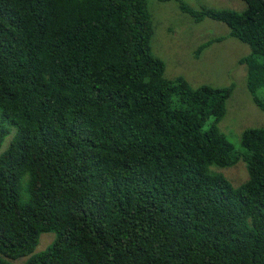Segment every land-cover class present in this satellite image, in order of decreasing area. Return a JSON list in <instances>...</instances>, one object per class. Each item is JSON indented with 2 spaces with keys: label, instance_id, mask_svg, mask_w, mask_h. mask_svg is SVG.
<instances>
[{
  "label": "trees",
  "instance_id": "trees-1",
  "mask_svg": "<svg viewBox=\"0 0 264 264\" xmlns=\"http://www.w3.org/2000/svg\"><path fill=\"white\" fill-rule=\"evenodd\" d=\"M149 1L0 0V264H264V127L236 150L219 127L233 87L165 77ZM158 1L250 46L264 110V0Z\"/></svg>",
  "mask_w": 264,
  "mask_h": 264
},
{
  "label": "rangeland",
  "instance_id": "rangeland-1",
  "mask_svg": "<svg viewBox=\"0 0 264 264\" xmlns=\"http://www.w3.org/2000/svg\"><path fill=\"white\" fill-rule=\"evenodd\" d=\"M182 2L198 10L203 7L242 12L247 7L243 0ZM149 7L154 31L152 53L164 61L167 79L184 77L193 88L203 85L233 87V95L227 102L226 117L219 127L236 150H240L241 136L246 129L264 127V110L255 103L248 90L247 67L241 63L251 53L250 46L232 38L224 23L209 19L196 23L192 17L180 11L176 2L150 0ZM216 38L224 39L206 49L200 57L195 56V51L201 44ZM258 94L264 102V90H259ZM14 134L15 129L12 128L3 143L2 152L8 148ZM234 167L226 169L224 175L234 186H238L248 179V172L242 161ZM54 239L55 235L52 233L43 234L34 254L46 250ZM25 261L26 258L14 263L23 264Z\"/></svg>",
  "mask_w": 264,
  "mask_h": 264
}]
</instances>
